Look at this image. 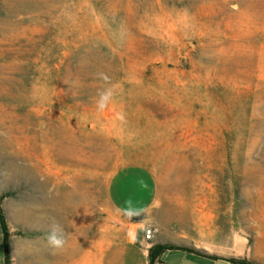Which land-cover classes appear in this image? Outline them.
<instances>
[{
	"label": "rangeland",
	"instance_id": "rangeland-1",
	"mask_svg": "<svg viewBox=\"0 0 264 264\" xmlns=\"http://www.w3.org/2000/svg\"><path fill=\"white\" fill-rule=\"evenodd\" d=\"M131 164L156 177L163 242L264 264V0H0L8 264L18 239L50 249L16 212L57 189L77 192L74 254L44 264H103L129 232L107 181Z\"/></svg>",
	"mask_w": 264,
	"mask_h": 264
},
{
	"label": "crops",
	"instance_id": "crops-1",
	"mask_svg": "<svg viewBox=\"0 0 264 264\" xmlns=\"http://www.w3.org/2000/svg\"><path fill=\"white\" fill-rule=\"evenodd\" d=\"M106 192L111 205L125 217L129 232L105 251L103 264H148V248L154 242L164 241L163 232L168 224L163 215L153 212L158 197L155 175L142 165L123 166L109 177ZM147 227L154 230V239L150 242L143 237ZM204 259L212 260L181 249H170L154 264H205Z\"/></svg>",
	"mask_w": 264,
	"mask_h": 264
},
{
	"label": "bare ground",
	"instance_id": "bare-ground-1",
	"mask_svg": "<svg viewBox=\"0 0 264 264\" xmlns=\"http://www.w3.org/2000/svg\"><path fill=\"white\" fill-rule=\"evenodd\" d=\"M41 186L43 187L44 184L41 183ZM71 187L75 188L74 186ZM75 191L57 189L46 196L44 195L37 208L19 209L16 212V217L20 222L50 229L62 241L60 246L50 243V249H47L48 245H46V241L42 236L16 240L14 242L16 253L22 258L17 264H44L48 258L60 260L74 254L75 242L73 238L67 241L63 233L67 226L73 227V224H71L73 219L69 217L68 213L78 210V204L76 203L78 196H76L77 192L75 193ZM68 197L73 200L72 203H68Z\"/></svg>",
	"mask_w": 264,
	"mask_h": 264
},
{
	"label": "trees",
	"instance_id": "trees-1",
	"mask_svg": "<svg viewBox=\"0 0 264 264\" xmlns=\"http://www.w3.org/2000/svg\"><path fill=\"white\" fill-rule=\"evenodd\" d=\"M0 231H1V245H2V254L4 259V264H8L9 261V251H8V239H9V231L7 228V224L0 207ZM170 249H181L187 252H192L198 256L209 258L212 260H219L222 259L230 264H261L257 261L250 260L247 258H222L214 254H209L206 252H202L195 247H190L187 245H177L168 242H154L148 248V264H154L155 262L159 261L161 254Z\"/></svg>",
	"mask_w": 264,
	"mask_h": 264
},
{
	"label": "built area",
	"instance_id": "built-area-1",
	"mask_svg": "<svg viewBox=\"0 0 264 264\" xmlns=\"http://www.w3.org/2000/svg\"><path fill=\"white\" fill-rule=\"evenodd\" d=\"M153 232H154V230H153L152 228H150V227L145 228V229H144V232H143V237H144V239H145L146 241L151 240L152 237H153Z\"/></svg>",
	"mask_w": 264,
	"mask_h": 264
},
{
	"label": "clouds",
	"instance_id": "clouds-1",
	"mask_svg": "<svg viewBox=\"0 0 264 264\" xmlns=\"http://www.w3.org/2000/svg\"><path fill=\"white\" fill-rule=\"evenodd\" d=\"M49 242L55 246H60L62 244V241L56 237L55 233L49 236Z\"/></svg>",
	"mask_w": 264,
	"mask_h": 264
}]
</instances>
